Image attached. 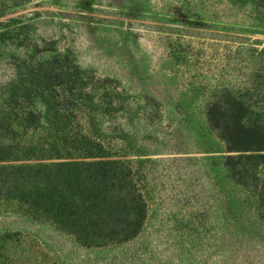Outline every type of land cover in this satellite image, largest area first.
Segmentation results:
<instances>
[{
    "label": "rangeland",
    "instance_id": "obj_1",
    "mask_svg": "<svg viewBox=\"0 0 264 264\" xmlns=\"http://www.w3.org/2000/svg\"><path fill=\"white\" fill-rule=\"evenodd\" d=\"M55 56L87 83L88 128L134 161L148 218L88 248L3 201L0 264H264V165L257 191L225 165L264 151H230L208 117L231 95L264 123V0H0V120Z\"/></svg>",
    "mask_w": 264,
    "mask_h": 264
},
{
    "label": "trees",
    "instance_id": "obj_2",
    "mask_svg": "<svg viewBox=\"0 0 264 264\" xmlns=\"http://www.w3.org/2000/svg\"><path fill=\"white\" fill-rule=\"evenodd\" d=\"M73 65L55 56L41 73L34 95L44 111L31 106L29 89L16 101L18 118L0 120V203H19L83 247L123 244L146 225L147 195L134 161L111 158L115 152L88 128V87ZM252 112L231 95L208 112L230 151H264V123L248 122ZM259 163L264 152L225 159L232 181L256 191L263 188ZM259 196L264 202V190Z\"/></svg>",
    "mask_w": 264,
    "mask_h": 264
}]
</instances>
